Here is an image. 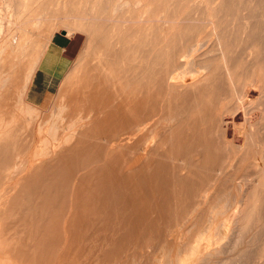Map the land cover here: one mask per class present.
<instances>
[{"label":"bare ground","instance_id":"1","mask_svg":"<svg viewBox=\"0 0 264 264\" xmlns=\"http://www.w3.org/2000/svg\"><path fill=\"white\" fill-rule=\"evenodd\" d=\"M2 2L0 264H264V0ZM60 32L32 151L14 108Z\"/></svg>","mask_w":264,"mask_h":264},{"label":"crops","instance_id":"2","mask_svg":"<svg viewBox=\"0 0 264 264\" xmlns=\"http://www.w3.org/2000/svg\"><path fill=\"white\" fill-rule=\"evenodd\" d=\"M78 47L79 43L74 36L53 34L49 48L40 58L24 93L28 106L39 111L52 102L62 79L73 64Z\"/></svg>","mask_w":264,"mask_h":264},{"label":"rangeland","instance_id":"3","mask_svg":"<svg viewBox=\"0 0 264 264\" xmlns=\"http://www.w3.org/2000/svg\"><path fill=\"white\" fill-rule=\"evenodd\" d=\"M6 6V7H5ZM13 10H12V7L11 6H9V5H4V3L2 2V0H0V39H2V40H0V42H2V43H8V42H15V38L14 37H12L13 35H10V34H12L13 33V29H12V27L14 26L13 24H14V15H13V12H12ZM11 24H10V23ZM10 29H12V30H10ZM7 31V32H6ZM12 31V32H11ZM11 32V33H10ZM60 33H64V32H60ZM5 35V36H4ZM10 35V36H9ZM4 37H5V39H4ZM75 38H76V40L78 41V43L80 44L81 43V40H82V37L81 36H74ZM13 38V39H12ZM10 40V41H9ZM12 40V41H11ZM73 65H74V62H73V64H72V66H71V68L69 69V71L66 73V75L64 76V78L62 79V81H61V83H60V86H61V84H62V82L65 80V78L67 77V75L70 73V71H71V69H72V67H73ZM59 89H60V87H59ZM59 89H58V91H57V93H56V95H55V97L53 98V100H52V102L49 104V105H47L46 107H44L43 109H38L39 111H36V110H33V109H31L30 107H28V105L26 104V106H25V100L23 99L24 98V95L22 96L23 98H20L21 100H23V101H18V103H17V105H16V107L14 108V116H13V121H12V128H14V129H16L17 128V126L18 125H20L22 128V130H20L19 128H18V131H17V135H18V137H17V139H21L22 137H23V134H24V132L26 131V127L28 126V125H30V123H31V120L32 119H36L37 121L34 123V126H33V132H34V143H32L33 145V148H32V146H31V150L33 151V150H35V148L37 147V145H38V141H37V139H38V135H37V130H38V126H39V124L41 123V121L42 120H45L44 122L46 123V124H48V126L49 127H47V128H52L53 130H55V128H56V126H57V123H54V122H56V121H59V119L61 118V114H62V112L64 111V108H63V106H62V108H61V110H62V112H61V110H59V111H57L56 113H54V114H51L50 113V111H52L53 110V106H54V103H55V101L54 100H56V99H58V98H56V96H57V94H58V92H59ZM256 96L255 95H253V96H251V98L252 99H254ZM19 99V100H20ZM59 101V100H58ZM58 101L56 100V102L58 103ZM24 103V104H23ZM53 103V104H52ZM55 105H57L56 103H55ZM55 108V107H54ZM19 109V110H18ZM50 110V111H49ZM32 112H33V114H32ZM18 113V114H17ZM31 114H32V116H31ZM49 114V115H48ZM58 114V115H57ZM34 115H36V117L34 116ZM53 115V116H52ZM45 116V117H44ZM241 116V115H240ZM34 117V118H33ZM58 117V118H57ZM16 118V122L14 121V119ZM29 118V119H28ZM42 118V119H41ZM22 119V120H21ZM38 121H40V122H38ZM243 121V119H242V116L240 117V119L237 121V123H241ZM14 122H15V124H14ZM28 122V123H27ZM22 123L23 124H25V126L24 125H22ZM28 124V125H27ZM16 125V126H15ZM54 125V126H53ZM229 130H230V133H232V125L231 124H229ZM21 133V134H20ZM22 135V136H21ZM35 135H36V137H35ZM21 136V137H20ZM44 137H46V139L48 138V136H44ZM230 138H231V134H230ZM39 140V139H38ZM49 140V139H48ZM238 144L239 145H241L242 144V140H239L238 141ZM35 147V148H34ZM45 147V148H44ZM47 147H48V145H47ZM47 148H46V146L45 145H43L42 147H41V150H42V152L44 153V150H46ZM29 154L31 155V153H30V149H29ZM28 154V155H29ZM29 155V156H30ZM40 155V154H39ZM10 184L12 185H14L15 183H14V181H13V183L12 182H10Z\"/></svg>","mask_w":264,"mask_h":264},{"label":"water","instance_id":"4","mask_svg":"<svg viewBox=\"0 0 264 264\" xmlns=\"http://www.w3.org/2000/svg\"><path fill=\"white\" fill-rule=\"evenodd\" d=\"M63 35H65L64 33H62Z\"/></svg>","mask_w":264,"mask_h":264}]
</instances>
